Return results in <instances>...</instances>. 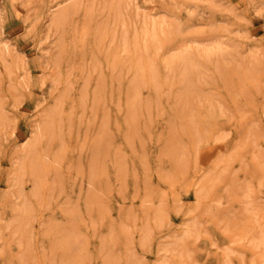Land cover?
Returning a JSON list of instances; mask_svg holds the SVG:
<instances>
[{
  "label": "bare ground",
  "instance_id": "bare-ground-1",
  "mask_svg": "<svg viewBox=\"0 0 264 264\" xmlns=\"http://www.w3.org/2000/svg\"><path fill=\"white\" fill-rule=\"evenodd\" d=\"M155 1V8L165 16L162 19L150 18L148 14L142 13L141 10L146 11L145 8L137 5L135 0L51 1L48 31L56 36V40L46 65L52 66L59 73L63 65L73 63V58L80 61L91 55L87 83L95 88L91 107L94 116L88 121L87 129L90 131L86 133L88 138H85L89 146L86 149L91 156L86 165L72 157L68 169L63 170L69 141L72 140V129L65 124L67 117L64 115L65 99L69 95L58 98L54 105L45 106L34 123L31 136L14 152V161L6 180L7 187L0 193V242L11 247V252L12 246L17 243L20 251L12 259V264H88L94 257L91 252L90 230L98 224H112L105 208L106 202L98 192L108 190L110 167L116 168L118 178L121 175V156L117 154L112 158L108 120L104 119L101 124L98 121V113L104 106L108 107L110 98L117 97L119 101L123 98L121 111L129 116V129L137 138L135 130L146 122L145 113L155 109L152 99L145 102L137 99L139 90H147L154 96L156 88L167 86L169 92L173 91L176 101L174 112L187 111L189 107L198 113L195 118L185 119L184 132L175 136L176 139L182 138L181 135L184 134L194 149L204 140L196 129L206 128L204 135L210 139L213 130L226 117L222 105L213 99L202 98L205 88L214 85V81L236 80L240 82V87L232 91L235 95L260 90L257 81L264 77L262 56L257 49L245 52L246 45L240 32H236L237 35L227 42L223 37H212L204 42L192 38L185 41L194 33L187 34L183 29L184 24L175 22L173 18L180 13L189 12L197 3H192L191 0H145V3ZM199 1L206 5L211 15L222 10V5L215 0ZM206 32L225 34L228 29L211 26ZM2 34L0 14V138L13 125L3 102L4 81L8 82L10 93L14 94L30 89L33 82L25 58L18 54L14 45L2 38ZM170 44H175L172 50L168 48ZM77 70L83 72L80 66ZM58 73L54 79L56 85L61 84ZM178 92H181L180 100L177 99ZM231 102L239 106L238 96L232 97ZM43 105L44 101L39 103V106ZM78 109H85L82 103L75 108L76 111ZM258 132L257 129L249 128L242 135L240 146L251 149L254 161L251 177L259 186H263L264 150L256 149V141L260 139ZM164 138L166 142L169 141L170 154L167 159L176 178L193 181L198 172L192 173L182 161L178 149L174 148L177 140L173 137ZM56 146L59 147L57 151ZM240 146L236 148L232 158L214 164L197 180L198 205L188 213V217H191L177 232L163 237L164 241L159 247L163 257L156 264H193L189 242L202 237V220L208 219V223H220L224 220L213 215L211 209L201 213V205L211 198V192L222 189L221 176L228 171L230 162L237 159L241 152ZM73 175L81 178L88 176L94 190L87 194L80 190L81 195L76 198L75 208L60 207L63 221L50 219L45 222L43 230L36 234L37 238L42 237L46 242L44 253H36L32 241L35 236L33 224L40 219L43 211L49 210L57 202V198L74 184ZM253 182H227V189L232 197L243 204L238 216L243 226L231 233L234 242L241 244L237 249L232 245H217L215 264H236L235 258L243 261L245 253L250 254L252 263L264 264V227L256 214ZM28 183L33 188L26 192L24 186ZM81 205H84L85 210L78 209ZM8 213L10 217L6 218ZM127 220L133 223L136 219ZM119 226L111 233L109 242H122L129 235L120 224ZM169 226L168 214L163 209H147L142 218V226L138 229L141 246L149 248L156 229L162 231ZM201 244L207 246L208 239ZM211 245L216 246L215 243ZM107 246L106 242L102 243L98 252L102 264H141L140 261L131 262L134 258L132 248L125 247L116 258L106 249Z\"/></svg>",
  "mask_w": 264,
  "mask_h": 264
},
{
  "label": "rangeland",
  "instance_id": "rangeland-1",
  "mask_svg": "<svg viewBox=\"0 0 264 264\" xmlns=\"http://www.w3.org/2000/svg\"><path fill=\"white\" fill-rule=\"evenodd\" d=\"M51 1L0 0L2 38L14 45L18 54L25 58L33 81L30 89L21 90L17 94L10 93L6 80L2 85L3 102L5 109L9 111L13 125L11 130L4 132L0 138V193H3L7 187L6 180L14 161V152L31 136L32 128L35 121L38 120L41 110L47 105H54L56 100L64 95H69L65 99L64 115L67 117L65 124L69 129H72V140L69 141V150L62 168L63 170L68 169L72 157L77 162L86 165L89 156H91L87 152L86 147L89 148V146L85 139L88 138L86 133L90 131L87 129L88 121L94 116L91 107L95 88L92 84L87 83L91 55L86 56L85 60L80 59V61L73 58V63L63 65L59 73L52 66L46 65L56 40V36L48 31V10ZM191 1L197 5L191 10L189 9V12L180 13L173 18L175 22L180 21L184 24L183 29L187 34L194 33L185 41L192 38L198 42H204L212 37H223L227 42L231 37L237 35L236 32H240L243 37L242 41L246 45L245 52L248 53L253 49L259 50L264 64L263 0H215L222 5V10L215 15L214 13L211 15L206 5L199 0ZM135 2L145 8L146 11L141 10V12L148 14L150 18L162 19L165 17L155 8L157 7L156 1L145 3V0H135ZM211 26L227 28L228 33H207L206 31ZM172 46L175 47V44H170L168 48L172 50L174 48ZM75 56L77 57V54ZM79 66L83 69L82 73L77 70ZM57 73L60 75L61 84L59 85L54 83ZM239 84L240 82L236 80L214 81V85L208 86L202 92V98L213 99L214 102L222 105L226 117L220 126L213 130L210 139L204 135L207 131L206 128H197L196 131L201 138L204 137V140L194 149L184 134L181 135L182 138L177 137L176 139L175 136L177 133L184 132V120L195 118L198 113L189 107L187 111L174 112L176 101L172 95L173 91L169 92L167 86L162 85V88H156L154 96L147 90H139L137 99L141 102L152 99L155 109L145 113L146 122H143L135 130L137 138L129 129V116L121 111V106L124 103L123 98L120 101L117 97L109 99L108 107L104 106L98 113V121L101 124L104 119L108 120L112 158L114 159L117 154L121 156V175L118 178L116 168L110 167L108 190L98 192L103 198L102 200L106 202L105 208L111 217L112 224H98L90 230L91 252L94 257L88 264H102V260L98 258V252L104 242L108 245L106 249L116 258L120 256V251L125 250V247H130L134 254L131 262L156 264L163 257L159 252V247L164 241L163 237L169 233L177 232L181 225L191 217H188V213L198 205L196 201L197 180L204 176L214 164L232 158L234 151L240 146L242 135L249 128L259 131L260 139L258 138L256 141V149L264 150V77L257 81L260 90L256 89L246 94L236 93L238 106L231 102V98L236 97L235 92L232 91H236L240 87ZM86 88L88 90H85ZM226 88H230V90H226ZM180 96L181 92H178L177 99L180 100ZM42 101H44V105L39 106ZM80 103L85 109L76 111L75 108ZM80 121L81 125H79ZM164 137H173L177 140L174 148L178 149L182 161L186 163L185 165L192 173L198 172L195 181L176 178L167 159V155L170 154L168 152L169 141L166 142ZM58 149L59 147L56 146L55 150ZM239 150L241 152L238 153L237 159L232 160L228 171L221 174L223 177L220 179L223 185L222 189L218 192H211V198L206 199L201 205V213L211 209L213 215L222 217L224 220L220 223H208L206 222L208 219L202 220V237L189 242L193 264H215L217 245H232L236 249L240 247L241 243L234 242L231 233L243 226L238 218L243 204L232 197L227 189V182L247 184L254 181L256 214L264 227V185L259 186L251 177L254 162L251 149L241 147ZM72 181L74 184L68 187L67 192L59 196L57 202L53 203L49 210L43 211L40 219L33 224L35 236L32 241L36 253H44L46 242L42 237L37 238L36 234L43 230L45 222L50 219L63 221L64 218L59 208L64 206L66 209L75 208L76 198L81 195L80 190L84 194L94 190L88 176L81 178V176L73 175ZM32 188L33 186L29 183L24 186L26 192L31 191ZM151 207L157 210L163 209L168 214L170 226L162 231L156 229L150 247L144 249L141 246V235L138 229L142 226L144 213L147 209L151 210ZM78 209L85 210L84 205ZM9 217L10 213L6 218ZM133 218L136 219L133 223L127 220L133 221ZM119 224L129 235L121 240L122 242H109L112 237L111 233L120 227ZM95 228L96 232L94 233ZM205 239H208L209 242L207 246L201 244ZM212 243H215L216 246L211 245ZM19 253L17 243L12 246L11 252V247L8 248L3 242H0V264H12V259ZM250 257L249 253H245L243 261L238 257L234 261L236 264H240V262L254 264Z\"/></svg>",
  "mask_w": 264,
  "mask_h": 264
}]
</instances>
